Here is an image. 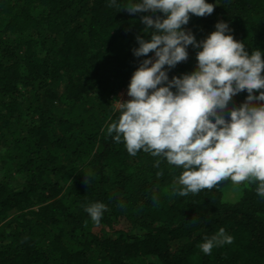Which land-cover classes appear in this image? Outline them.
<instances>
[{"label":"trees","instance_id":"obj_1","mask_svg":"<svg viewBox=\"0 0 264 264\" xmlns=\"http://www.w3.org/2000/svg\"><path fill=\"white\" fill-rule=\"evenodd\" d=\"M207 2L213 13L185 26L197 40L223 21L247 51H264V0ZM142 15L162 14L108 0H0V264H264L256 183L181 197V168L130 156L107 134L115 97L147 58L132 54L137 35L149 38ZM198 50L169 79L191 72ZM94 202L107 207L98 225L84 210ZM220 228L233 243L204 254L199 244Z\"/></svg>","mask_w":264,"mask_h":264},{"label":"clouds","instance_id":"obj_2","mask_svg":"<svg viewBox=\"0 0 264 264\" xmlns=\"http://www.w3.org/2000/svg\"><path fill=\"white\" fill-rule=\"evenodd\" d=\"M108 4L130 14L162 15L140 17L149 38L137 35L138 47L132 54L147 58L131 74L129 99L116 100L119 116L107 125V134L114 142H123L130 156L142 150L181 168L178 196L197 194L230 179L234 185L256 183V194L264 198V51H247L223 21L202 40L185 28L191 16L211 15L215 2L129 0V6H120L117 0H108ZM189 46L199 49L193 70L169 79L168 72L188 59ZM241 92L247 93L244 102L232 106L233 97ZM84 210L98 225L107 207L94 202ZM233 240L220 228L199 248L210 255L213 248Z\"/></svg>","mask_w":264,"mask_h":264},{"label":"rangeland","instance_id":"obj_3","mask_svg":"<svg viewBox=\"0 0 264 264\" xmlns=\"http://www.w3.org/2000/svg\"><path fill=\"white\" fill-rule=\"evenodd\" d=\"M127 90H122L121 92H119V94L115 97L114 99V104L116 105V100H120V101H124L129 99V97L126 94Z\"/></svg>","mask_w":264,"mask_h":264}]
</instances>
